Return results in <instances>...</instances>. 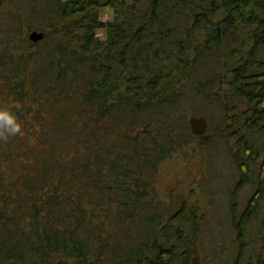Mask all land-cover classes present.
Returning a JSON list of instances; mask_svg holds the SVG:
<instances>
[{
  "label": "trees",
  "instance_id": "trees-1",
  "mask_svg": "<svg viewBox=\"0 0 264 264\" xmlns=\"http://www.w3.org/2000/svg\"><path fill=\"white\" fill-rule=\"evenodd\" d=\"M0 102L25 124L0 138V264H264V0H0ZM221 141L219 206L200 152L199 195L159 193Z\"/></svg>",
  "mask_w": 264,
  "mask_h": 264
},
{
  "label": "rangeland",
  "instance_id": "rangeland-1",
  "mask_svg": "<svg viewBox=\"0 0 264 264\" xmlns=\"http://www.w3.org/2000/svg\"><path fill=\"white\" fill-rule=\"evenodd\" d=\"M103 19H112L113 12L103 11L101 12ZM106 31L101 28L99 30L100 36H105ZM215 142V141H213ZM196 143L190 145L186 149L176 152L172 157L165 160L159 170L158 178V190L161 195H169L183 191L185 194H190L193 198H196L200 190V183L196 182L197 177L204 173V166L199 164L197 153L200 152L202 157L207 156L208 162L210 163L208 168L211 170L210 179L213 181V187L216 192L217 205L221 202V197H225L227 192L225 191L226 185L229 186L231 182H234V178L237 172L236 164L231 157L226 156V150L229 147H225V143L221 141L217 144H211L197 150ZM235 183V182H234ZM204 184V183H203ZM252 190L248 184L243 186L237 195L239 202L244 200L251 194ZM219 194L221 195L219 198ZM227 197V196H226ZM209 205V204H208Z\"/></svg>",
  "mask_w": 264,
  "mask_h": 264
},
{
  "label": "clouds",
  "instance_id": "clouds-1",
  "mask_svg": "<svg viewBox=\"0 0 264 264\" xmlns=\"http://www.w3.org/2000/svg\"><path fill=\"white\" fill-rule=\"evenodd\" d=\"M24 120L7 102H0V138L7 139L22 134Z\"/></svg>",
  "mask_w": 264,
  "mask_h": 264
},
{
  "label": "water",
  "instance_id": "water-1",
  "mask_svg": "<svg viewBox=\"0 0 264 264\" xmlns=\"http://www.w3.org/2000/svg\"><path fill=\"white\" fill-rule=\"evenodd\" d=\"M45 33L43 31L34 30L30 32V38L35 41L44 38ZM190 127L193 133L203 134L208 128V119L204 115H193L190 117Z\"/></svg>",
  "mask_w": 264,
  "mask_h": 264
}]
</instances>
